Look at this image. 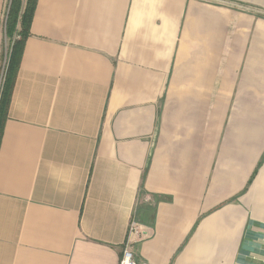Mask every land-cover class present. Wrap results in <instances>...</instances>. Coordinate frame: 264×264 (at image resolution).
<instances>
[{
    "label": "crops",
    "instance_id": "1",
    "mask_svg": "<svg viewBox=\"0 0 264 264\" xmlns=\"http://www.w3.org/2000/svg\"><path fill=\"white\" fill-rule=\"evenodd\" d=\"M14 81L0 264H264V0H36Z\"/></svg>",
    "mask_w": 264,
    "mask_h": 264
},
{
    "label": "trees",
    "instance_id": "2",
    "mask_svg": "<svg viewBox=\"0 0 264 264\" xmlns=\"http://www.w3.org/2000/svg\"><path fill=\"white\" fill-rule=\"evenodd\" d=\"M35 5L36 0H10L9 3L4 24V36L8 38L9 46L6 52V63L0 85V139L11 91L19 69L24 42L30 34Z\"/></svg>",
    "mask_w": 264,
    "mask_h": 264
},
{
    "label": "built area",
    "instance_id": "3",
    "mask_svg": "<svg viewBox=\"0 0 264 264\" xmlns=\"http://www.w3.org/2000/svg\"><path fill=\"white\" fill-rule=\"evenodd\" d=\"M9 3H10V0H7L5 10H4V14H3V23H2L3 24V33H4V24L6 21V15H7ZM4 38H5V36H4ZM5 63H6V54H5L3 66L1 69L0 81H2V78H3ZM0 85H1V83H0ZM141 233H142L141 226L137 223V221L132 220L129 224V229H128V237L129 238L123 246V249H122L121 255L119 256L117 264H147L145 262L137 261L134 258L133 252H132L131 247H130V237L132 235H134L135 237H139L141 235Z\"/></svg>",
    "mask_w": 264,
    "mask_h": 264
},
{
    "label": "rangeland",
    "instance_id": "4",
    "mask_svg": "<svg viewBox=\"0 0 264 264\" xmlns=\"http://www.w3.org/2000/svg\"><path fill=\"white\" fill-rule=\"evenodd\" d=\"M3 60H2V66H3V62H4V58H5V54L8 50V46H9V40L8 38H3Z\"/></svg>",
    "mask_w": 264,
    "mask_h": 264
}]
</instances>
